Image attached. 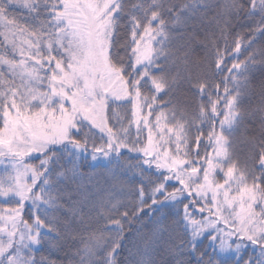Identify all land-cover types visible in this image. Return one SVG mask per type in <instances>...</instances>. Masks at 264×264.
<instances>
[{
  "label": "snow or ice",
  "instance_id": "1",
  "mask_svg": "<svg viewBox=\"0 0 264 264\" xmlns=\"http://www.w3.org/2000/svg\"><path fill=\"white\" fill-rule=\"evenodd\" d=\"M0 264H264V0H0Z\"/></svg>",
  "mask_w": 264,
  "mask_h": 264
}]
</instances>
